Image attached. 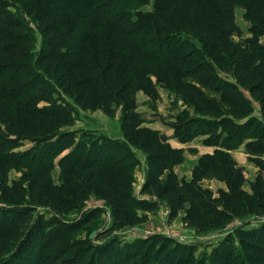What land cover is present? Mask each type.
Listing matches in <instances>:
<instances>
[{
    "label": "rangeland",
    "instance_id": "obj_1",
    "mask_svg": "<svg viewBox=\"0 0 264 264\" xmlns=\"http://www.w3.org/2000/svg\"><path fill=\"white\" fill-rule=\"evenodd\" d=\"M48 1L45 0L43 6H37V11L51 10ZM69 1L73 0H63L61 6L69 4ZM255 1L264 8V0ZM87 2L88 0H78L81 8L74 9L79 11L76 14L85 12L83 3L86 5ZM207 2L211 7L213 0ZM236 2L234 20L241 35L235 37L234 43L242 51L252 37V29L258 24L251 1ZM165 3L166 0H95L90 3L92 9L97 4L101 5L102 11L98 28L87 37L84 59L92 62L96 73L99 71L97 58L94 57L95 48L99 46L104 57L106 56L110 34L113 32L110 27L115 24L128 23L127 25L132 24L133 27H141L139 37L143 43L148 44V49H155L160 43L167 41L165 38L169 35L184 41V35L173 33L169 29H175L176 26H172L165 15ZM77 17L76 15L75 18ZM78 18L80 21L87 19L83 16ZM159 30H163L164 34L159 36ZM44 41L42 29L36 25L35 17L25 12L21 0H0V88L22 94L13 96L15 101H9V105L20 116L23 125L17 135H11L0 123V161L10 158L13 164L6 189H0V207L22 209V213L18 214L17 224L7 226L8 229H0L5 235L0 239V263L7 264L5 262L8 260L9 264H25L23 261H31L27 254L30 256L35 248L32 245L34 239L29 245L28 242L32 236H40L38 224L44 223L45 226V222L49 220L50 224H56H49L43 235L49 237V242L54 243L43 255L44 264H50L52 259L59 260L57 264L64 263L79 248L88 251L82 264H98L99 247H103L105 253H100L101 256L108 254L113 258H125L118 264H215L216 258L225 257L230 264L246 263L244 260H247L248 253L244 250L240 237L247 238L250 232L261 233V229H264V216H242L226 221L218 229L203 228L196 231L185 226V208L175 221L170 222L167 202L158 199L153 193H141L147 170L146 155L135 146L134 141L122 136V106L115 105L113 116L108 117L101 111L82 110L74 105L63 93L57 80L51 76V67L57 58L50 59L46 66H39L36 61L42 54ZM260 44L264 45V38L260 40ZM188 46L189 51L200 53L205 68L209 71L205 73V77L204 74L202 76L207 80L206 77L211 76L209 79L214 83L211 85L212 89H218L220 82L234 85L239 96L247 102L246 107L251 109L249 116H235L227 108L218 106L222 92L201 89L206 95L204 100L208 103L204 107L210 112L199 113L182 96H178L163 77H152L157 97H150L144 92L136 95V113L144 122L141 128L156 131L168 138L172 154L181 153V163L174 168L176 176L181 183L188 185L194 182L196 186L208 190L211 194L210 202L229 193L231 189L232 178L223 166V155H229L241 168L245 179L243 192L251 197L253 193L250 185L255 183L259 174L264 180V148H258L264 147V143L260 145L258 140L250 137L247 141L237 143V149L229 150L225 145L233 138L239 126H245L249 121L255 123V127H252L253 134L264 136V118L260 115L257 103L231 78L227 71L230 68L228 55L216 49V57L222 59V65L217 66L209 51L203 49L198 41L189 40ZM19 103L23 104L22 107L33 106L37 109L61 107L60 112H63L61 114L66 119L55 122L51 128L37 126L39 131L30 132L26 125L29 110L20 109ZM200 127L211 134L198 137L190 143H182L179 139L178 136L185 134L186 130L194 131ZM68 141L71 147L55 154L54 148ZM113 145L126 149L133 157L128 164H137L131 178L130 200L144 203V208L147 207L146 204L154 206L152 211L132 207L129 215L118 223L113 221L107 203L88 189V180L95 171L85 172L80 166L75 168L73 165V160L76 159L81 162H84L86 156L92 159L93 152L101 156L107 155ZM84 148L86 152H83ZM91 148L94 150L88 156ZM52 154L55 155L50 156ZM123 156L126 153L119 157ZM41 159H44L43 162L49 160L50 166L44 191L39 195L29 191V184L32 178L31 168L36 163L40 166ZM103 163L101 162L102 165ZM202 168H208L209 173L216 177L196 183L195 175ZM63 170L72 173L78 185L84 189V200L71 197L66 192L61 178ZM48 187H56L60 191L55 198L61 204L59 209L47 198ZM9 219L11 218L7 217L6 221ZM110 243L111 247L107 246ZM130 244L136 245L131 247Z\"/></svg>",
    "mask_w": 264,
    "mask_h": 264
},
{
    "label": "trees",
    "instance_id": "obj_2",
    "mask_svg": "<svg viewBox=\"0 0 264 264\" xmlns=\"http://www.w3.org/2000/svg\"><path fill=\"white\" fill-rule=\"evenodd\" d=\"M21 1L25 12L35 17V23L42 29L45 37L44 48L41 49L42 54L36 60L38 65L46 66L50 59L57 58L51 67V76L57 80L63 93L69 97L73 104L82 110L101 111L108 117L113 116L115 105L122 106L123 114L120 125L122 136L127 140L134 141L135 146L146 155L147 170L141 193H153L158 199L167 202L170 222L175 221L185 208V226L196 231L203 228L218 229L226 221L242 216H264V180L261 174L257 176L255 183L250 185L253 195L251 197L245 195L243 192L245 179L241 168L229 155H223V166L229 177L232 178L231 189L229 193L210 202L211 194L208 190H203L194 182L188 185L180 182L174 173V168L181 163V153L174 152V155L172 154L168 138L165 135L141 128L144 122L136 113V95L139 92H144L148 96L156 98V87L151 78L163 77L174 92L178 96H182L199 113L209 114L210 112L204 107L208 103L204 100L206 95L201 91L207 90L223 93L218 106L227 108L235 116H249L251 109L246 107L247 102L239 96L234 85L220 82L218 89H212L211 85L214 83L209 79L211 76L206 77L208 80L203 78L202 75L204 74L205 77V73L209 71L206 70L200 53L195 50L189 51L188 46L189 40H196L203 49L209 51L210 57L217 66L222 65V59L216 57V49L229 56L230 68L227 71L234 83L243 88L248 96L257 103L260 115L264 118V45L260 44V40L264 38V8L258 6L255 0L249 1L255 10L258 26L252 29V37L245 50L240 51L234 43L235 37L241 35L234 20L236 0H213L211 7L207 0H166L165 15L171 25L176 26L175 29L171 27L169 29L173 33L178 32L179 35H184L185 40L169 35L165 38L168 39L167 41H163L155 49H148V44L143 43L139 37L142 31L141 27H133L132 24L127 25L128 23L115 24L110 27L113 32L110 34L106 56L104 57L99 46L95 48L94 57L97 58L99 65L97 73L92 62L84 59V45L88 41V35L98 28V23L101 20V5L97 4L95 9H92L90 3L92 4L95 0H88L86 5L83 3L85 12L78 15L76 13L79 11L74 10L81 8L78 0L69 1V4L63 6H61L63 0H49L48 6L52 9H43L42 12L37 11L36 7L43 6L45 0ZM69 8L72 10L70 11ZM76 15L87 17V19L80 21L78 17L75 18ZM260 18L263 19V22H260ZM157 33L161 36L164 31L159 30ZM16 95L22 96L17 91L0 88V123L11 135H17L23 128L20 116L9 105V101H15L13 96L18 97ZM19 104L20 109L29 110L26 125L30 132L39 131L37 126L43 129L51 128L55 122L66 119L61 114L63 112H60L61 107L37 109L33 106L22 107L23 104ZM254 125V122L249 121L247 125L239 126L233 138L225 145L226 148L237 149V143L247 141L250 137L263 145L264 136L253 134L252 127H255ZM209 133L210 131L200 127L194 131L188 129L185 134L178 137L182 143H190L198 137L208 136ZM69 147H71V143L68 141L56 146L54 152L59 154ZM258 148L260 150L264 147L259 146ZM78 149L80 150V148ZM93 150L94 148L89 150L88 156ZM86 151L84 148L83 152ZM122 153H126V156L120 158ZM91 157L92 159H88L86 156L84 162L78 159L73 160V165L75 168L80 166L85 172L95 171L92 173L91 179L88 180V189L107 203L114 222L123 221L129 215V210L132 207L145 211L153 210L154 206L151 204H146L147 207L144 208L142 207L144 203L140 204L129 198L133 168L137 164L136 162L135 166H133V162L128 164L129 159L133 157L126 149L120 148V146L116 148L113 145L107 155L101 156L93 152ZM43 161L44 159H41L40 166L36 163L31 168L32 178L29 184V191L39 193V195L44 191V183L50 166L49 160ZM101 162H104V165ZM104 166L106 168H103ZM12 167L10 158L0 161V189L2 190L6 189L8 174ZM215 172L216 175L219 174L217 170ZM209 177L215 178L216 176H212L208 168H202L197 171L194 179L197 183ZM61 178L64 189L71 197L85 199V191L78 185L72 173L63 170ZM164 178L165 180H163ZM59 193L60 191L56 187L46 189L47 198L50 199L52 205L56 204L58 209L61 204L56 202L55 198ZM19 213H22V209L0 207V218H3L0 221V229L17 224ZM7 217L11 219L6 221ZM50 223L51 220L45 222V226L44 223L38 224L40 236H32L28 242L29 245L34 239L32 245L35 248L32 249L30 256L27 254L31 261L25 260L24 262L22 260L23 263L44 264L45 257L43 255L54 243V241L49 242V237L43 235L45 228ZM260 232L259 234L250 232L247 234V238L240 237L243 248L248 253L247 260H244L246 263L264 264V229H261ZM3 236L5 235L2 231L0 239ZM57 241L55 240V243ZM110 245L111 243L107 246ZM135 245L130 244L129 246ZM102 248L98 249L101 254H105ZM79 249L78 252L71 255L68 261L59 264H82L88 251H85V248ZM100 253L97 257L98 264H118L125 259L122 257L113 258L108 254L101 256ZM225 258H216L215 264H230L228 258ZM58 261L52 259L49 262L57 264ZM138 262L142 263L141 260ZM5 263L9 264L10 261L7 260Z\"/></svg>",
    "mask_w": 264,
    "mask_h": 264
},
{
    "label": "crops",
    "instance_id": "obj_3",
    "mask_svg": "<svg viewBox=\"0 0 264 264\" xmlns=\"http://www.w3.org/2000/svg\"><path fill=\"white\" fill-rule=\"evenodd\" d=\"M177 168V167H176ZM174 173H175V169H174Z\"/></svg>",
    "mask_w": 264,
    "mask_h": 264
}]
</instances>
